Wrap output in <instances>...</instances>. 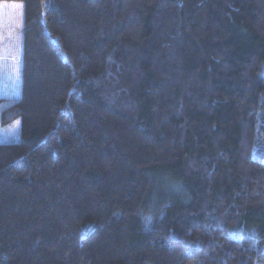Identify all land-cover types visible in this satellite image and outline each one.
Here are the masks:
<instances>
[{
	"label": "trees",
	"instance_id": "16d2710c",
	"mask_svg": "<svg viewBox=\"0 0 264 264\" xmlns=\"http://www.w3.org/2000/svg\"><path fill=\"white\" fill-rule=\"evenodd\" d=\"M0 2V264H264V0Z\"/></svg>",
	"mask_w": 264,
	"mask_h": 264
},
{
	"label": "rangeland",
	"instance_id": "374dc122",
	"mask_svg": "<svg viewBox=\"0 0 264 264\" xmlns=\"http://www.w3.org/2000/svg\"><path fill=\"white\" fill-rule=\"evenodd\" d=\"M10 9L9 12L6 7ZM23 14V5L19 2H0V93L7 97L18 98L21 93L19 76L21 61L11 60L15 55L18 42L22 36L19 17ZM23 16V15H22ZM10 56L6 59L3 56ZM1 58H5L2 60ZM8 72V73H6ZM6 81V82H5ZM2 82V83H1ZM2 90V91H1ZM20 121L2 127L0 125V143L17 142L20 140Z\"/></svg>",
	"mask_w": 264,
	"mask_h": 264
},
{
	"label": "crops",
	"instance_id": "0c3cea01",
	"mask_svg": "<svg viewBox=\"0 0 264 264\" xmlns=\"http://www.w3.org/2000/svg\"><path fill=\"white\" fill-rule=\"evenodd\" d=\"M10 8V7H9ZM8 8V6L6 7V10L9 12V9ZM19 23H20V28H22V24H23V16H22V13H21V11H20V17H19ZM21 55H22V39H20V41L18 42V48L16 49V51H15V55L13 56V54L11 53V57H12V59H11V57L10 56H3V57H6V59H8L9 57V59H11V60H14V58H15V60H18V61H21ZM2 60H4L5 58H1ZM20 71H21V64H20ZM19 71V72H20ZM6 73H8V72H6ZM19 76H20V73H19ZM21 81V80H20ZM6 82V81H5ZM2 83V82H1ZM2 91V90H1ZM0 96H6L5 94H3V93H0Z\"/></svg>",
	"mask_w": 264,
	"mask_h": 264
}]
</instances>
